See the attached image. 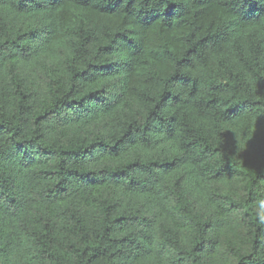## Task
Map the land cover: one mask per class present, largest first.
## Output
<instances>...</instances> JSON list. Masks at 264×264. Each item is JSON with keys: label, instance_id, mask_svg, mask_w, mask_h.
<instances>
[{"label": "trees", "instance_id": "obj_1", "mask_svg": "<svg viewBox=\"0 0 264 264\" xmlns=\"http://www.w3.org/2000/svg\"><path fill=\"white\" fill-rule=\"evenodd\" d=\"M0 264H264V0H0Z\"/></svg>", "mask_w": 264, "mask_h": 264}]
</instances>
